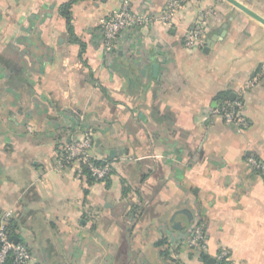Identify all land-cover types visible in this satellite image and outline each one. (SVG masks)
I'll use <instances>...</instances> for the list:
<instances>
[{
	"label": "crops",
	"instance_id": "crops-1",
	"mask_svg": "<svg viewBox=\"0 0 264 264\" xmlns=\"http://www.w3.org/2000/svg\"><path fill=\"white\" fill-rule=\"evenodd\" d=\"M69 1L0 0V216L13 211L30 264H196L197 223L210 259L225 249L231 264H264V179L251 167L264 162V76L246 87L264 22L228 0H183L170 26L129 28L107 49L104 18L171 0L78 1L73 34ZM238 1L264 18V0ZM194 28L203 42L188 48ZM239 97L243 130L213 114ZM87 130L112 164L102 182L66 158Z\"/></svg>",
	"mask_w": 264,
	"mask_h": 264
},
{
	"label": "built area",
	"instance_id": "built-area-1",
	"mask_svg": "<svg viewBox=\"0 0 264 264\" xmlns=\"http://www.w3.org/2000/svg\"><path fill=\"white\" fill-rule=\"evenodd\" d=\"M183 0H171L167 8L161 14H149L131 10L127 5L111 13L101 21L103 33V45L107 49L113 48L121 34L129 29L139 26H145L152 21H159L170 26L173 22L174 12L182 6ZM203 31L200 28H194L187 32L186 46L196 48L202 44ZM264 76V64L255 74L252 80H249L246 87L255 86ZM244 100L242 98L228 101L213 110V114L220 116L226 123L234 125L238 130H243L248 126V119L244 113ZM95 137L91 130L85 131L79 138L73 140L66 150V158L69 161L79 165V173L83 174L87 168L96 182H102L111 174L113 168L109 162L99 163L101 160L94 153ZM252 169L264 179V162L259 159H251ZM13 211L7 210L0 216V264H5L8 255L11 254L13 264H30L32 253L25 242L14 243L9 233V223L12 220ZM191 252L201 257L208 249L207 236L203 223H197L193 227V233L186 241ZM228 260V251L223 249L216 258V264L223 259ZM196 264H203L202 261Z\"/></svg>",
	"mask_w": 264,
	"mask_h": 264
},
{
	"label": "trees",
	"instance_id": "trees-1",
	"mask_svg": "<svg viewBox=\"0 0 264 264\" xmlns=\"http://www.w3.org/2000/svg\"><path fill=\"white\" fill-rule=\"evenodd\" d=\"M78 1H84V0H70L69 2L67 3H64L60 6V14L66 19V22H67V27H68V30L71 34L74 33V29H73V17H72V12H71V8H72V5ZM75 41L79 42L82 46L83 43L78 40V39H75ZM99 163H104L105 161L104 160H99L98 161ZM84 173H86L87 177H88V180L91 182V181H95L94 178L92 177L91 173L88 171L87 168L84 169ZM8 229H9V233L11 236H15L17 235L14 227L12 226V220L10 221L9 223V226H8ZM210 260V257L205 254V253H202L201 254V261L203 262V264H208ZM219 264H231L226 258L223 259V260H220L218 261ZM5 264H13V258H12V255L9 254L8 255V259L6 260Z\"/></svg>",
	"mask_w": 264,
	"mask_h": 264
},
{
	"label": "water",
	"instance_id": "water-1",
	"mask_svg": "<svg viewBox=\"0 0 264 264\" xmlns=\"http://www.w3.org/2000/svg\"><path fill=\"white\" fill-rule=\"evenodd\" d=\"M230 3H232L235 7L247 12L248 14H250L251 16L255 17L256 19L264 22V18L262 16H260L259 14H257L256 12H254L253 10H251L250 8H248L247 6H245L243 3L239 2L238 0H228ZM225 33V29L222 31V35ZM220 36H216L213 37L209 42H208V46L206 49H209L215 40H217ZM12 241L14 243H17L20 241L19 237L17 235L12 236ZM216 260L214 259H210L208 264H215Z\"/></svg>",
	"mask_w": 264,
	"mask_h": 264
}]
</instances>
